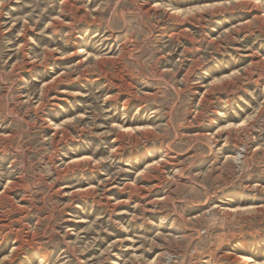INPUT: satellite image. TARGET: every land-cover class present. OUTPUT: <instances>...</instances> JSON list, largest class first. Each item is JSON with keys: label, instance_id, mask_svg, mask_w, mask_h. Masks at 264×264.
Listing matches in <instances>:
<instances>
[{"label": "rangeland", "instance_id": "obj_1", "mask_svg": "<svg viewBox=\"0 0 264 264\" xmlns=\"http://www.w3.org/2000/svg\"><path fill=\"white\" fill-rule=\"evenodd\" d=\"M0 264H264V0H0Z\"/></svg>", "mask_w": 264, "mask_h": 264}, {"label": "bare ground", "instance_id": "obj_2", "mask_svg": "<svg viewBox=\"0 0 264 264\" xmlns=\"http://www.w3.org/2000/svg\"><path fill=\"white\" fill-rule=\"evenodd\" d=\"M84 51H79V54H82ZM245 263H252V262H255L254 260H252V259H248V258H243L242 259Z\"/></svg>", "mask_w": 264, "mask_h": 264}]
</instances>
